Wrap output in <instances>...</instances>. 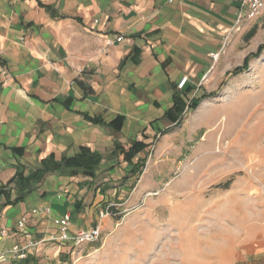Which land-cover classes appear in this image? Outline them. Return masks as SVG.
Wrapping results in <instances>:
<instances>
[{
  "label": "crops",
  "instance_id": "crops-1",
  "mask_svg": "<svg viewBox=\"0 0 264 264\" xmlns=\"http://www.w3.org/2000/svg\"><path fill=\"white\" fill-rule=\"evenodd\" d=\"M263 7L243 11L233 0H0V188L82 148L103 158L94 178L50 174L20 204L5 207L0 197V254L33 246L20 244L26 238L58 239L67 216L71 235L94 225L101 188L133 169L116 146L140 140L150 151L159 137L175 138L179 109L201 99L221 62L228 69L242 30ZM121 118L117 130L112 123ZM91 192L97 196L84 212L79 202ZM247 254L264 264V235Z\"/></svg>",
  "mask_w": 264,
  "mask_h": 264
},
{
  "label": "rangeland",
  "instance_id": "rangeland-1",
  "mask_svg": "<svg viewBox=\"0 0 264 264\" xmlns=\"http://www.w3.org/2000/svg\"><path fill=\"white\" fill-rule=\"evenodd\" d=\"M242 31L228 69L221 62L213 85L178 116L177 136L159 137L127 163L130 176L101 188L94 225L71 235L70 219L58 239L26 238L20 244L33 246L0 254V264L257 262L247 251L264 235V7ZM101 224L97 241L80 240Z\"/></svg>",
  "mask_w": 264,
  "mask_h": 264
},
{
  "label": "trees",
  "instance_id": "trees-1",
  "mask_svg": "<svg viewBox=\"0 0 264 264\" xmlns=\"http://www.w3.org/2000/svg\"><path fill=\"white\" fill-rule=\"evenodd\" d=\"M193 106L197 105L194 104ZM184 109L185 107L179 109L180 114H183ZM168 115H170V113H168ZM122 122L123 120L121 118L117 119L112 124L113 126L117 124V130H120ZM148 147L149 146L144 144L143 141L136 140L132 143L131 147L128 148H125L122 145H117L116 152H119L120 155L124 157V161L131 165L136 157L146 152ZM102 159L101 155L93 153L87 148H82L79 154L75 157L63 158L60 163L53 161L52 158L46 159L42 162L41 167L30 175L25 176L23 172L18 173L6 186L1 187L0 197L6 199L5 207L20 204L24 202L25 198L33 193L46 176L50 174L63 173L68 174L71 177L82 175L94 178ZM135 169L136 167L133 168L132 171ZM110 213L114 216V209H111Z\"/></svg>",
  "mask_w": 264,
  "mask_h": 264
},
{
  "label": "built area",
  "instance_id": "built-area-1",
  "mask_svg": "<svg viewBox=\"0 0 264 264\" xmlns=\"http://www.w3.org/2000/svg\"><path fill=\"white\" fill-rule=\"evenodd\" d=\"M179 1H181V0H168V3L173 4V3H176ZM233 1L240 3L243 11H248V10L249 11H257L260 8V6L264 3V0H233ZM242 19H243V16H240L239 20H238V24L241 23ZM123 40H124L123 37L117 38L118 43L123 42ZM212 58L214 61H217V59L219 58V54H213ZM187 82H188V77H184L181 80V82L177 85V89L179 91H183L185 89ZM103 215L104 214H102V216ZM106 216H109L108 212L106 213ZM69 221H70V217L67 216L61 221V225L63 227H66L68 225ZM100 234H101L100 226H96L95 228H93L89 232H82V234L80 235V240L85 241V242H89V243H93L99 239Z\"/></svg>",
  "mask_w": 264,
  "mask_h": 264
}]
</instances>
